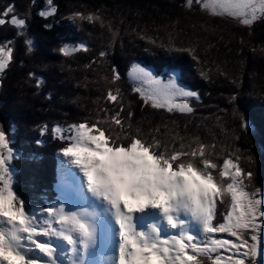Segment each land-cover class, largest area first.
<instances>
[{
    "label": "snow or ice",
    "instance_id": "obj_1",
    "mask_svg": "<svg viewBox=\"0 0 264 264\" xmlns=\"http://www.w3.org/2000/svg\"><path fill=\"white\" fill-rule=\"evenodd\" d=\"M194 5L248 28L264 19V0H185V7ZM56 11L53 0H46V9L38 15L46 18ZM13 13L15 7L9 5L0 16ZM70 19L92 22L101 17L74 13ZM6 22L18 35L27 28L26 19L14 14L10 20L0 18V25ZM25 43L28 52L33 51V41ZM80 50L87 51V45L59 49L64 56ZM168 50L187 52L201 63L193 47L173 45ZM12 53L11 47H0V74ZM111 71L109 82L115 84L122 77L115 66ZM127 76L132 92L153 109L191 114V98L200 99L176 74L165 79L134 62ZM42 85L43 78L36 77V87ZM105 99L119 110L100 108L95 120L51 127L53 139L65 144L58 153L63 158L57 169L61 198L53 204L32 207L15 192L12 161L20 156L0 131V264H203L201 257L211 264H264V190H248L246 180L250 182L252 173L241 167V150L228 152L221 165L210 158L216 155V145L199 138L178 148L155 135L145 139L140 129L131 130L133 113L121 115L125 109L120 88L108 89ZM241 126L254 134L246 119ZM47 132L45 125L41 135ZM217 200L229 203L222 222L217 220ZM217 233L235 241L215 238ZM102 248L114 251L94 260Z\"/></svg>",
    "mask_w": 264,
    "mask_h": 264
},
{
    "label": "trees",
    "instance_id": "obj_2",
    "mask_svg": "<svg viewBox=\"0 0 264 264\" xmlns=\"http://www.w3.org/2000/svg\"><path fill=\"white\" fill-rule=\"evenodd\" d=\"M53 4L57 11L45 18L38 13L46 9V0H0V13L14 5L13 14L27 21L23 35L10 22L0 25V47L13 49L8 68L0 74V131L20 156L12 161L16 170L13 187L20 197L32 207L53 203L55 153L65 145L53 139L51 127L95 120L100 108L119 110L118 104L105 99L107 90L117 87L125 109L121 115L133 113L132 132L140 129L145 139L155 135L177 148L181 142L187 146L199 138L206 145H216V155L210 158L221 165L228 152L239 148L241 167L252 173L250 182L246 180L248 190H264V115L256 107L264 101V19L248 28L230 18L189 9L185 0H53ZM74 13L98 14L101 19L72 20ZM13 14L0 18L10 20ZM28 39L34 44L31 52L25 43ZM5 41L12 43L5 45ZM79 44L88 50L69 56L59 51ZM173 45L195 48L201 63L187 52L168 50ZM102 51L107 55L101 57ZM172 55L179 57L180 64H171ZM134 62L156 74L175 72L188 89H198L200 101L190 102L194 112L169 113L145 105L132 92L127 76ZM113 66L122 77L115 84L109 82ZM36 77L43 78L40 88ZM208 98L213 102L208 104ZM242 119L250 122L254 134L242 128ZM45 125L48 132L42 136ZM224 198L230 203L229 196ZM229 203L217 200V220L219 214L223 218ZM200 259L203 264L210 262Z\"/></svg>",
    "mask_w": 264,
    "mask_h": 264
},
{
    "label": "rangeland",
    "instance_id": "obj_3",
    "mask_svg": "<svg viewBox=\"0 0 264 264\" xmlns=\"http://www.w3.org/2000/svg\"><path fill=\"white\" fill-rule=\"evenodd\" d=\"M193 8H194V9L196 8V11L204 12V13L208 14L207 12L202 11L199 5H194V6L192 7V9H193ZM218 17H219V16H218ZM222 18H223V19H227L228 17H226V18L222 17ZM72 20H74V19H72ZM79 45H80V44H79ZM144 45H145V44H144ZM143 47H145V46H143ZM157 58H159V57H157ZM164 58H167V57H164ZM164 58H163V59H164ZM178 58H179V57L176 56V55H172V56H170L169 59H171V60H170L171 64H173V65H175L176 63H177V64H180V63L177 61ZM188 61H190V60H188ZM157 62H160V59L157 60ZM151 70H152V69H151ZM197 72L199 73L198 70H197ZM171 74H176V73H175V72H174V73H168V71L166 70L165 72H160V73L158 72L157 75H159V76H161V77L167 79L168 76L171 75ZM184 74L187 75L186 72H185ZM176 75H178V74H176ZM188 76H191V73H189ZM205 78H206V77H205ZM181 80H182V79H179V83H180L184 88L188 89L187 86H186L185 84L183 85V84L181 83ZM204 85L207 87L208 82L205 81V82H204ZM210 85H211V83H210ZM217 85H218V84H217ZM217 85L214 86V87L217 88V91L221 90L220 88H222V87H221V86H217ZM208 87H209V85H208ZM211 88H212V87H211ZM192 89H193V91H196V92L199 94V97H201L200 92H199L198 89H196V88H192ZM209 91H210V90H209ZM211 92L213 93L214 90L211 89L210 93H211ZM212 93H211V95H212ZM215 95H216V94H215V92H214V96H215ZM217 97H218V96H217ZM195 101H200V99L197 100L196 98H191V100H190V102H195ZM211 102H213V99L208 98V104H210ZM257 104H258V105H257L256 107H259V110H260L259 113H261L262 115H264V101H262V102H258ZM64 145H65V144H64ZM59 151H60V150L56 151V153H55V160H56V164H57V169H58V165H59L60 160L63 159L62 157L58 156ZM40 175H43V174H40ZM56 178H57V177H56ZM56 182H57V181H56ZM55 193H56V192H55ZM56 202H57V201H56ZM56 202H54V203H56ZM221 217H222L221 214H219V216H218V220L222 222V221H223V218H221ZM218 236H219V237H218ZM215 238H221V233L217 234ZM221 239H229V240H233V241H235V237L228 236V234H227V236L222 237ZM221 252H222V254L225 255V256L228 255V253H223V250H221Z\"/></svg>",
    "mask_w": 264,
    "mask_h": 264
},
{
    "label": "bare ground",
    "instance_id": "obj_4",
    "mask_svg": "<svg viewBox=\"0 0 264 264\" xmlns=\"http://www.w3.org/2000/svg\"><path fill=\"white\" fill-rule=\"evenodd\" d=\"M111 251H114V250H109V249H106V248L99 249L97 256L94 257L93 259L96 260L100 256L108 255V254L111 253Z\"/></svg>",
    "mask_w": 264,
    "mask_h": 264
}]
</instances>
